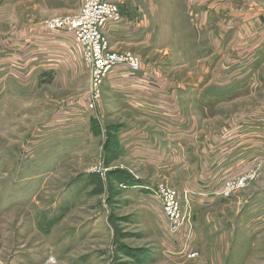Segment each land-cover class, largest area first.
<instances>
[{"label": "rangeland", "instance_id": "374dc122", "mask_svg": "<svg viewBox=\"0 0 264 264\" xmlns=\"http://www.w3.org/2000/svg\"><path fill=\"white\" fill-rule=\"evenodd\" d=\"M1 1L2 261L264 264V150L249 156L244 148L243 154L232 149L238 143L233 134L236 122H240L236 118L240 112L250 113L255 105L250 87L242 99L231 96L219 103L204 98V80H236L231 70L240 56L230 50L227 62L231 70H221L222 62L210 72L203 69V63L210 59L213 63L215 56L204 57L194 50L203 43L202 26L208 21L203 0H197L201 5L194 12L190 8L194 0H153V8L146 0H136V5L116 0L124 20H148L139 26L137 38L133 37L137 43L120 50L137 54L142 70L134 73L122 67L124 72L118 69L110 73L94 107L89 104L90 71L83 54L79 68L64 63L58 69L54 62L61 56L70 57L65 51L37 44L30 49L28 45L32 29L53 33L44 24L47 19L78 12L42 15L35 0L38 5L32 16V4L27 0ZM252 1L226 0L242 21L229 22L228 7L220 10L224 20L211 24V33L224 34L225 42L231 39L232 48L237 42L238 53L241 42L249 39L241 34L249 33ZM80 3L77 0V8ZM247 53H241L244 69L250 64L245 59H251ZM150 67L152 79L165 82L172 92L180 87L194 92L189 97L198 105L192 107L199 116L189 148L183 150L171 140L173 144L162 146L166 156L177 159L174 161H160L154 151H126V142L137 140L138 145L140 135L155 147L168 140L141 116L145 109L134 95L141 92L134 87L135 82ZM249 74L244 79H250ZM114 78L124 79L127 87L113 91L108 81ZM259 87L256 106L264 107V82ZM169 100L178 111L181 100ZM226 134L230 148L224 142ZM148 144L146 141L144 146ZM153 145L148 147L153 149ZM161 186L177 190L187 210V221L180 231L173 232L167 221L156 194ZM223 190L229 194H221Z\"/></svg>", "mask_w": 264, "mask_h": 264}, {"label": "crops", "instance_id": "0c3cea01", "mask_svg": "<svg viewBox=\"0 0 264 264\" xmlns=\"http://www.w3.org/2000/svg\"><path fill=\"white\" fill-rule=\"evenodd\" d=\"M27 1L28 3L32 4V6H30V10L32 13L31 15L33 16L34 10L36 9L35 6H37L38 4L35 2V0ZM111 1L116 2V0ZM1 2L2 1L0 0V14H2L3 6ZM80 2V6L77 8V0H38L40 6H38L37 8L41 10L40 13L42 15H64L68 14L66 12L67 10L69 12L73 11V13L79 12L82 7V0H80ZM124 2H127L130 5H134L136 0H124ZM202 2L203 13H207L204 14V17L208 15V21L204 20V24L202 26L201 32L204 33L203 43L202 45L199 44L198 47H195L194 50H198V53L202 52L204 57L206 55H215L212 59L213 63H210L211 59L208 61L209 63H203V69L206 72H210L212 67H216L222 62V65L219 67L221 68V70H231L228 67L227 62V58L228 56H230V50L233 49V51H236L234 56H240V59L237 60L236 58L239 63H237L235 68L231 70V72L234 73L236 80H204V82L202 83L204 85L203 88L205 89L204 98H206L207 100L217 101L219 103L223 102L224 100L230 99L231 96H235V98L242 99L241 96L243 95V93L249 87L251 88V99L255 107H252L250 113L240 112V117L236 118L240 119V122H236V129L233 134L234 137L236 135L234 140H238V143H235L232 149L238 153L240 152V154H243V151L245 150L246 153H249V156H252L256 153V151L259 152L260 150H264L260 148L264 147V107L256 106V101L260 95L259 85L264 82V75L261 74L264 72V0H253L251 3V7L249 8L248 14L250 16L249 33L241 34L243 36H248L249 39H245V42H241L240 48L242 49V51L240 53L237 52V42L235 43V47L232 48L233 43L231 44V39L230 43H227L225 42L224 34H220L219 32L213 34L211 33V24L213 22L221 23L224 20V17L220 15L221 9L227 10V8L230 7L229 15L232 16V19H230L229 22L231 23H237L238 20L242 21L240 13L238 14V11L237 9H235L234 5L226 4V0H203ZM233 2H235V0H233ZM145 3H147L148 7L153 8V0H146ZM194 3L195 4L192 5L190 4V8L193 7L194 9L193 12L199 9V5H201L199 4V2H197V0H194ZM209 14L211 15V17H213L211 18ZM145 23L147 24L148 20H141L140 22H137L126 21L122 18L119 22H108L107 24H105L103 29L105 34L109 37L112 48L121 50V48L125 46L128 47L132 46L134 43H137V40H134V38H137V32L140 30L139 26L144 25ZM65 33L61 31H53L52 34H46L45 32H40L39 30L32 29L29 33L31 40V43L28 44L29 48L31 49V45L36 46V44L48 50H50L51 48L58 47L59 49L56 50L62 52V49L67 53L68 57H70L69 59L64 58L63 56H61V58L59 57L58 61H53L54 67L58 68L61 66V64L65 63L70 67L75 66L76 68H79L80 63L82 62L80 56V54H83L82 48L80 45H78V43L75 41L71 34ZM227 44L231 45L227 46ZM243 52H248L247 56H251L250 60L245 59V63H250L247 69L243 68L244 56L243 54H241ZM65 60H69V62L66 63ZM120 68H118L120 70L119 72H124ZM118 69L114 71H117ZM143 72L144 75L141 76L142 79L140 78V80H137L135 82L136 85H134V87L138 88V91H141L139 92V94L134 93V95L138 96V100L140 103L139 106L141 109H145V111H141L140 114L150 123H154L157 126L156 130L162 135L163 139L165 140V138H167L168 140L164 141L163 145L161 142H158V146L155 147V145L151 144V141L147 140L143 135H140L142 136V138L139 139L140 143H138V145L136 142L137 140H132L133 142H126V151H129L131 153H143L154 151L156 154H159L158 157L160 158V161L164 159H169L171 161L177 160L176 158L166 156L167 151H165L162 146L173 144L174 142V144L181 145V148L185 150L189 148V144L193 142L192 139L195 126V118L199 116L198 112L192 110V107H198V105L191 103L193 100L189 97L194 92L187 90L185 87H180L176 92H172L170 88L164 85L165 82L163 84V81L161 80L152 79L150 72H153V70L151 69V67L145 68ZM247 73H250V79H244L246 78V76H248ZM115 79L117 78L108 81V86L112 85L113 91L117 90L120 87L121 89L127 87V82H125L124 79ZM183 83L184 82H182V84ZM214 88H218V91L212 90ZM225 89L229 90L224 92L223 90ZM183 92L186 93L187 96L182 97ZM164 98L166 99V101L163 102ZM169 98H171L175 102L176 99L181 100L178 111L174 110L171 107L173 103L170 102L171 100H169ZM156 102L158 103V105ZM203 103L204 102H202V104ZM199 106H201V104ZM164 108H166L167 110H163ZM248 119L249 121H247ZM130 132L131 131H129V133ZM154 133L156 134V136L158 135L156 132ZM148 135H146V137ZM229 137L230 136H228L227 134L225 135L224 142L226 146L228 144L227 142L230 141L228 139ZM170 140L173 142L170 143ZM146 141H148L149 144L144 146ZM149 145H153L154 148H149ZM227 147L230 148V145H228ZM135 148L138 149L135 150ZM241 148H244V150H241ZM241 158H243V156ZM242 160L243 159H240V163ZM3 250L4 249L2 248V245H0V264H5L2 261ZM10 262V264H12V261Z\"/></svg>", "mask_w": 264, "mask_h": 264}, {"label": "built area", "instance_id": "2783aa9c", "mask_svg": "<svg viewBox=\"0 0 264 264\" xmlns=\"http://www.w3.org/2000/svg\"><path fill=\"white\" fill-rule=\"evenodd\" d=\"M122 14L117 3L111 0H82L77 14L47 19L44 24L49 31L71 34L81 46L83 58L90 71V106L99 102L105 80L114 70L126 67L136 73L142 70L141 58L132 51L113 49L104 26L110 21L119 22ZM241 181V180H240ZM229 194V191H220ZM156 194L162 200L163 210L173 232L180 231L187 221V210L182 206L177 190L158 187Z\"/></svg>", "mask_w": 264, "mask_h": 264}]
</instances>
